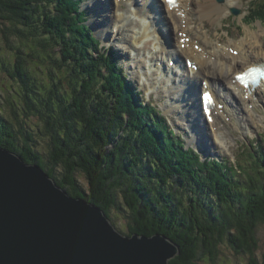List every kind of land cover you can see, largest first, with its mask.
<instances>
[{
	"label": "trees",
	"instance_id": "trees-1",
	"mask_svg": "<svg viewBox=\"0 0 264 264\" xmlns=\"http://www.w3.org/2000/svg\"><path fill=\"white\" fill-rule=\"evenodd\" d=\"M85 14L82 0H0L7 43V30L21 39L9 46L11 60L1 62L14 84L7 90L8 115L0 108V144L111 217L113 207L124 210L120 192L130 209V233L162 232L180 245L171 264L215 261L222 244L248 264H264L258 253L261 141L236 165L202 162L171 136L157 107L138 103L116 75L114 53L98 48Z\"/></svg>",
	"mask_w": 264,
	"mask_h": 264
},
{
	"label": "rangeland",
	"instance_id": "rangeland-1",
	"mask_svg": "<svg viewBox=\"0 0 264 264\" xmlns=\"http://www.w3.org/2000/svg\"><path fill=\"white\" fill-rule=\"evenodd\" d=\"M220 4H225L227 0H217ZM233 2V6L229 9L224 11L221 15L216 14L212 19H209L205 22H202L200 16L198 15V12L196 8L198 7L199 3L198 0H192V10L193 14L192 17L195 20L194 28L195 32L198 33V37L200 33H203L202 38H204V42L207 40V36L205 32L210 33V35L213 37L212 40L215 44L221 43V50L224 51L223 44H234L236 40L241 41L243 38H248V40L251 41V43L248 44V48L246 50L247 53H254L258 52V49H256V46L258 47L261 43L264 44V17H261L262 14V2L263 0H231ZM75 2V0H74ZM99 2H102V0H99ZM116 0H113L114 6L112 7V14H116V10L118 9ZM139 3H144L143 0H137ZM207 4H210V1H204ZM97 3V2H96ZM150 4V3H149ZM102 4H94L93 0H82V8L86 11V21L85 24L88 26V29L92 34L95 36V39L98 44V48L104 52H106L107 55H110L111 53H114V59L116 61V75H121V80L124 81V85L131 86V90L135 96L136 99H139L138 103H147L152 105L148 102H153L155 106H157V109L160 110V108H165L163 105H166V97L172 96V100H174L172 111H169V109L166 108V110L162 109L161 113L156 112L159 118L162 117V120H164V124L166 128L168 129L171 136L173 135L175 137V140L177 142H181V144L184 146V148L187 151H193L195 154H197L200 157V160L202 162L208 161H226L230 165H236L235 162L237 161V158L239 157L244 162L246 159V151L247 147H250L252 142H254V145L257 144V141L262 143L264 146V108L260 110L261 115H263V118L257 116V113H253L250 108L248 107V104L242 99L240 94H237L238 97L236 101H239L240 104L236 105L234 104V101L231 99L234 98L232 94L234 92L229 91L225 92V97L227 96V100H230L233 102L235 107L242 108L243 112H241V116H244L246 119V123L242 124L240 128H235L233 121V125L229 121H225L226 124L229 126V131L227 130L228 134L225 136V138L218 139L215 131L213 130V127L211 125H208L205 121V117L202 115V106H201V98L199 96L200 89L203 90L204 87V80L201 79L199 82V79L197 81L198 88L196 89L198 93H196V100L199 104V109L197 113L198 121L199 123L196 124L195 129H192L191 124H186L182 121V119H179L177 116L178 113V103L181 100V94L184 93V89H181L179 87L175 86L172 91L170 89L165 87V81L161 80L160 78H157L158 75H156L153 71V73L150 70L149 63L155 58L157 60L158 58L165 59V62L168 63V51L166 50L165 53L158 52L153 53L151 51L150 43L136 45L135 47H130L129 44L132 45L133 40L129 39L131 42L129 44L128 36H132L134 33V26L136 25V20H134L135 24L132 25V20L129 21V24H126L128 27V30L130 31V28L132 29L129 33H126L127 41H121L117 43L114 39L115 43L113 41H108L107 38H103L102 31L104 30L105 26V20L100 21L99 26L95 25L93 23V20L98 17L95 15L97 12H99V8L102 9ZM116 8V9H115ZM233 8H236V10H240L239 13L233 12ZM162 10V8H161ZM105 11V10H104ZM163 11V10H162ZM109 13V12H108ZM91 15V16H90ZM114 21L111 24L110 30L108 31L111 35L116 33L115 28V22L116 17H114ZM58 20V16L56 18ZM59 23V20H58ZM7 26V24H6ZM199 26V27H198ZM13 27V25H12ZM5 28L4 23H0V108L5 110V113L8 112V99H7V90H9V87H11L14 83L11 80V78L8 76V73L1 65V62L4 60H11L12 57V50L9 49V46L11 44V47H17L21 40L20 38H17L15 34L10 33V31L7 30L6 33H8L6 36L8 37V43L5 39V33L3 32ZM202 28V29H201ZM202 30V31H201ZM255 33V34H254ZM194 34V33H193ZM70 36V34H69ZM176 37V35H173L172 29L169 30L167 33V38L172 39ZM258 40L259 42H256ZM219 41V42H218ZM225 42V43H224ZM249 42V41H247ZM255 42V43H254ZM112 43V44H111ZM115 44H117V50H120L122 53V56L120 59L118 56V51H115ZM137 44V42H136ZM175 44L178 45V41L175 38ZM143 46V47H142ZM176 46V45H175ZM179 46V45H178ZM13 47V48H14ZM12 48V49H13ZM142 48V49H140ZM167 47H165L166 49ZM260 48V47H258ZM126 50L125 52L123 50ZM140 49V50H136ZM172 49V48H170ZM129 50V51H128ZM130 52V53H129ZM137 52V53H136ZM94 55L97 57V54L94 53ZM183 55V54H182ZM138 56L139 58L133 59V57ZM182 57V64L185 61L189 60L188 56L184 55ZM4 58V60L2 59ZM139 59V61H138ZM173 60V59H172ZM141 62V63H140ZM147 62V64H146ZM211 71H213L211 69ZM151 74V75H150ZM153 74V75H152ZM186 74H188V70H186ZM214 73L212 72L211 81H216ZM140 75V76H139ZM196 72L190 70V76H195ZM217 77V76H216ZM227 78V77H226ZM147 79V80H145ZM149 79V80H148ZM221 81L224 82L226 87H228L227 82L224 81L221 78ZM217 82V81H216ZM215 82V85L217 87H220L218 83ZM196 85V86H197ZM154 89V90H153ZM170 92H172L170 94ZM176 93V94H175ZM108 96V95H105ZM7 99V100H6ZM194 102V100H192ZM177 105L176 107H174ZM228 109L231 110L232 106H228ZM173 111H176L177 113H173ZM8 115V113L6 114ZM161 115V116H160ZM181 116V115H180ZM226 117H229L233 120L232 116H224V119ZM259 117V120H256V118ZM13 120V119H12ZM15 125L18 126V121L13 120ZM236 127L238 124H235ZM198 128H202L200 131V134L198 133ZM193 136H195V139H193ZM205 136H209L210 138L209 142H205V138L208 139ZM19 139L17 140V143L21 147V135L18 134L17 136ZM39 143L40 148H45V145L43 143ZM208 143V144H206ZM1 145V144H0ZM253 146V145H252ZM4 147V146H3ZM6 148V147H4ZM13 151V150H12ZM16 152V151H15ZM225 163V162H223ZM80 182L85 188H88V180L86 176H84L83 173L78 172L77 174ZM203 176V175H202ZM190 192V191H189ZM188 190H183V196L188 197L189 196ZM119 194V200L122 201V206L124 210H118L116 208L111 209V215L114 220V223L116 226L124 231L127 232L129 228L130 222H132L131 214L129 206L126 204V201L122 197V194L120 192H117V195ZM259 238L261 243V249L259 250V257L263 260V254H264V224L261 225L259 228ZM200 259V258H199ZM248 259L244 258L242 256H239L236 254L229 245L222 244L220 247V252L217 255V260L215 261H209L207 258H203V260L199 261V264H248Z\"/></svg>",
	"mask_w": 264,
	"mask_h": 264
},
{
	"label": "water",
	"instance_id": "water-1",
	"mask_svg": "<svg viewBox=\"0 0 264 264\" xmlns=\"http://www.w3.org/2000/svg\"><path fill=\"white\" fill-rule=\"evenodd\" d=\"M180 253L165 233L120 230L105 208L0 145V264H171Z\"/></svg>",
	"mask_w": 264,
	"mask_h": 264
},
{
	"label": "bare ground",
	"instance_id": "bare-ground-1",
	"mask_svg": "<svg viewBox=\"0 0 264 264\" xmlns=\"http://www.w3.org/2000/svg\"><path fill=\"white\" fill-rule=\"evenodd\" d=\"M94 4H102V9L99 8V12L95 14L98 19L96 18L93 20V23L95 25L99 26V22L105 20V28L102 31L103 38H107L108 41H113L115 43L114 39L117 43L124 41H127L126 33H129L128 26L126 24H117L122 22H129L130 18H134L133 16L129 15L127 16L125 12H123V7L127 5H133L131 3V0H116L118 9L116 10V14H112V0H102V2H99V0H93ZM144 4L147 8L153 7V9L156 11V15L153 12V10L143 9L141 8V3L137 2L134 4V8L132 10L133 14L145 16L146 18L143 19L144 23V30L143 32H138L136 34L137 37L133 35V38H136L137 44L141 42H149L153 41V44L155 45V49H157L156 46L158 44L154 41V39L159 40L158 43H161V41L164 43L162 48L165 49V39L168 41L170 48L173 49V53L171 57L173 60L177 61V63L180 64L181 61V55L185 53V55L188 56V59L191 61V67H193V71H195L198 68V71H196L195 76H189L185 75L184 72L185 81L187 89L190 88H196L197 81L199 79V82L204 80L205 78L206 84H208L210 87H213L215 90V93L217 95V108L215 113H211L210 116H213L214 119L209 122V125L213 127V130L215 131V134L218 139L225 138L227 136L229 131V125L225 123L227 117L224 119V116H232L235 124H244L246 123V119L244 116H241V112H243L242 108L235 107L236 105V99L232 98L229 101L225 98L223 95V91L226 93L229 91H234L235 93H239L242 99L249 103V106L251 107V110L253 112H257L261 118H263V115H261L260 110L264 108V81H262L261 86L254 89L253 86H250L247 88L243 84H241L238 80H236V75L240 72L244 71V68L247 69L250 66L253 65H259L261 63H264V44L261 43L258 47L256 46V49H258V52L256 54L254 53H247L248 50V44L251 43L248 38H243V40L238 41L236 40L234 44H223L224 51L221 50V43L215 44L212 40V36L210 33L205 32L207 36V40L204 42V38H202L203 33H200L198 37V33L195 32L194 24L195 20L192 17L193 10H192V0H178V3L176 5L168 3L167 0H143ZM204 1L207 0H198V7L196 8L198 15L200 16L202 22H205L209 19H212L214 15L219 14L221 15L224 11L229 10L234 4L231 0H227L225 4L218 3L217 0H209L210 4L205 3ZM97 2V3H96ZM135 3V2H134ZM150 3V4H149ZM138 5V6H137ZM162 8V10H161ZM116 9V8H115ZM122 9V10H121ZM105 10V11H104ZM145 10V11H144ZM109 12V13H108ZM91 16V15H90ZM114 17H116V23L115 26L118 27V30L115 34H110L108 31L110 30L111 24L114 21ZM152 20H151V19ZM146 19L149 20V24H147ZM142 20V21H143ZM152 21V23H151ZM117 24V25H116ZM136 27L140 26L139 24L135 25ZM199 27V26H198ZM152 29V31H149ZM172 29L173 35H176V38L178 42L181 44V49H176L173 44L175 43V37L172 39L167 38V33L169 30ZM202 29V28H201ZM132 30V29H131ZM202 31V30H201ZM155 35H154V34ZM194 33V34H193ZM255 34V33H254ZM154 37V39H151V37ZM130 37L128 36L127 43L131 42ZM161 39V40H160ZM249 41V42H247ZM256 42H259L256 40ZM225 43V42H224ZM255 43V42H254ZM112 44V43H111ZM130 47H134L135 43L129 44ZM184 45V46H183ZM117 44H115V51H118L119 58H121L122 53L120 50H117ZM143 47V46H142ZM169 47V46H168ZM171 49V50H172ZM123 50V49H121ZM124 52L126 50H123ZM129 51V50H128ZM130 53V52H129ZM137 53V52H136ZM139 58L138 56L133 57V59ZM172 58H168V61L172 60ZM139 61V59H138ZM141 63V62H140ZM159 60L155 62L154 65L159 66ZM147 64V62H146ZM182 65V64H180ZM170 66V65H169ZM211 69L213 71H211ZM181 72V71H179ZM212 72L214 73V77L218 78L216 79V83L219 84L220 87L213 86L211 83V77ZM151 75V74H150ZM153 75V74H152ZM140 76V75H139ZM217 76V77H216ZM227 77V78H226ZM221 78L227 82L228 87L224 84V82L221 81ZM217 85V84H216ZM206 86V85H204ZM154 90V89H153ZM169 90V89H168ZM190 91V90H187ZM191 92V91H190ZM176 94V93H175ZM182 100L185 96H187V92L180 95ZM225 98V99H224ZM194 100V102H192ZM198 100V99H197ZM196 100V96L189 99L185 104L178 103V109L181 113V116H177L179 119H182L184 123H190L192 125V129H195V125L199 123L197 113L199 109L198 101ZM222 105L224 107V110H221ZM227 105L230 107L232 106V110L228 109ZM175 105L174 107H176ZM173 107V106H172ZM169 110H172L169 108ZM210 119V117H209ZM230 120H232L230 118ZM232 120V121H233ZM202 128H198V133L200 134ZM209 137V136H205ZM193 139H195V136H193ZM210 138L204 139L205 142H209ZM208 144V143H206Z\"/></svg>",
	"mask_w": 264,
	"mask_h": 264
},
{
	"label": "snow or ice",
	"instance_id": "snow-or-ice-1",
	"mask_svg": "<svg viewBox=\"0 0 264 264\" xmlns=\"http://www.w3.org/2000/svg\"><path fill=\"white\" fill-rule=\"evenodd\" d=\"M168 3L175 4V0H168ZM241 79H242V77H241ZM205 95H208V94H205Z\"/></svg>",
	"mask_w": 264,
	"mask_h": 264
}]
</instances>
